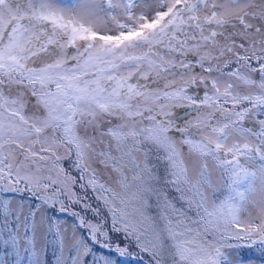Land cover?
<instances>
[{"label":"snow or ice","instance_id":"obj_1","mask_svg":"<svg viewBox=\"0 0 264 264\" xmlns=\"http://www.w3.org/2000/svg\"><path fill=\"white\" fill-rule=\"evenodd\" d=\"M141 2L0 0V264H48L49 247L54 264H135L143 253L160 264L133 204L146 205L149 181L134 176L129 194L125 174H150L139 156L153 149L197 217L189 227L186 211L168 205L178 217L167 225L173 264H251L252 248L264 261V0H152L149 11ZM159 80L163 88L148 83ZM177 108L192 112L181 118ZM105 118L97 140L88 130ZM103 137L111 143L97 150ZM73 154L79 181L62 165ZM50 210L72 221L70 235Z\"/></svg>","mask_w":264,"mask_h":264},{"label":"trees","instance_id":"obj_2","mask_svg":"<svg viewBox=\"0 0 264 264\" xmlns=\"http://www.w3.org/2000/svg\"><path fill=\"white\" fill-rule=\"evenodd\" d=\"M113 154L118 155L116 153L115 148ZM139 155V154H138ZM163 153H157L154 149L149 152L147 160L144 159L142 155L139 156L140 162H141V168L144 167L146 164L148 169L150 170V174L141 171V169L132 168L129 166L128 168H125L127 172H125L128 183L132 185L133 187L129 190V194L136 190V185L140 184V180H134V176H139L141 179L149 181L148 184L145 186H150L152 189V192L145 196L146 205L142 206L140 202L134 201L133 204L136 205V207L140 208V210L143 212L144 217H147V219L144 221L145 224L151 226V232L148 236V239L152 240L154 243L158 244L160 247V256L158 259L160 260V264H173L172 259V244L173 241L169 237L167 232V225L169 220L173 224L176 223V220L178 217L172 212V209L168 207V205L174 206L176 209H182L186 211V215L189 218L186 223H188L189 227L196 228L197 225L190 223L191 220H195L196 213L194 209H188V205L185 200L181 199V193L176 190V188L171 183H166V180L169 179L166 173V167L167 165L163 162L162 159H159V156H162ZM66 170L71 172V167H65ZM151 177V178H150ZM195 178V177H194ZM78 180V179H77ZM118 180V176H117ZM219 185V183H218ZM117 192H123L120 185L118 184ZM84 192V191H83ZM86 194L88 198L91 200V204L93 207H99L102 211V213L107 216L108 218V226H111V216L108 214V210L103 207L102 202H99L95 199V194L92 192L91 189L86 190ZM210 194V201L209 205L213 202L215 197L212 196L211 191L209 190ZM191 195V193L188 192V197ZM3 197H0L2 199ZM28 204L31 202L30 199L27 197L24 198ZM118 207H122L119 203V199L116 201ZM132 204L129 205L128 211H132ZM76 210L80 211L79 206H76ZM65 214H61L59 212L55 211H48L47 216L52 217L54 219L56 218H64ZM89 219H92V215H88ZM134 219L140 220L141 216L140 213L137 212L134 214ZM113 239H120L119 236H113ZM124 243L125 241H121ZM133 251H138L135 247L132 249ZM257 251L255 248L252 249H245L244 255L251 257V260L254 259V252ZM258 252V251H257ZM259 253V252H258ZM48 264H54V258L52 256V249L49 247L48 249ZM261 259V258H260ZM135 264H155V261L153 260L152 256L149 253H143L141 255V259L137 260Z\"/></svg>","mask_w":264,"mask_h":264},{"label":"rangeland","instance_id":"obj_3","mask_svg":"<svg viewBox=\"0 0 264 264\" xmlns=\"http://www.w3.org/2000/svg\"><path fill=\"white\" fill-rule=\"evenodd\" d=\"M151 2H152V0H142V2H141V4L139 5V7H140V8H143L145 11H149V10H150ZM116 14L118 15L119 18H122V9H117V13H116ZM97 25H98V27L101 28V29H103V28L105 27V23H104L103 20H98V21H97ZM68 52H69V54H71L72 49H69ZM196 71L199 72L200 69L197 68ZM148 83H149V85H150L151 87H153V88H155V87L163 88V86H164V81H163V80H159V81L157 82V84H152L151 81H149ZM190 91H191V92H194V93H199V92H200V89H192V90H190ZM25 95H27V96L29 97L30 102H31L32 104L35 103V98H34V97H31V96H30V93H27V92H26ZM27 111H28V114L31 115V114L33 113L34 109H32L31 107H29V108L27 109ZM174 112H175L176 114L180 115L181 118H183L184 115L191 113L192 110H191V109H187V108H177V109H174ZM37 114H38V115H41V116L44 115V111H43V109H40V110L37 112ZM180 122H182V119H181ZM116 123H118V121H117L115 118H112V119H111V124L114 125V124H116ZM145 123H146V122H145ZM109 126H110V124H109V122H108V119L105 118L104 121H102V122L100 123L98 129H96V130L89 129V130H88V134H89V135H95V136L97 137V140H99V139H100V135H99V133H100L101 131L106 130ZM247 126H251V121L247 122ZM81 134H83V130H81ZM103 141H104V143H97V144L95 145V147L97 148V150H99V149H101V148H105L109 143H111L108 137H103ZM185 151H186V149H185ZM113 152H114V150H113ZM60 153H61V155H63V154H64V150L61 149V150H60ZM74 159H75L74 154H73L72 156H70V157H66V158L62 161V165H63V167H64V168H65V167H71L72 162L74 161ZM91 165H92V167L96 168L98 175H100L101 179H102L106 184L110 185V186L113 187L115 190L118 189L119 186H118V183H117V174L114 173V172H112V171H111V168H105V167H103L102 165H100V164L98 163V160H96V159H93V160L91 161ZM198 167H199V166L197 165V170H198ZM71 168H72V167H71ZM189 169H190V175H193V178H194L195 176H194V173H193V171H192V166H191V165H189ZM211 171H212V182H213L214 185H218V183H219V171H218V170H215V169H212ZM125 172H127L126 169H125ZM71 174H72L73 176H76L77 179H78V181H79V173L76 172L73 168L71 169ZM75 191H76L77 193H79L80 195H84V194H85V192H83V191L79 188V184H77V185L75 186ZM184 195H185L186 197H188V192H187L186 189H185V191H184ZM208 196H209V201H210L209 190H208ZM25 197H26V196H25ZM86 198H87L88 202L90 203L91 200L88 198L87 194H86ZM28 199H30V198H28ZM23 203L25 204V206H26V210H27L28 202H26L25 199H23ZM90 204H91V203H90ZM80 210H81V209H80ZM90 214H91V213L89 212L87 215H90ZM91 215H92V214H91ZM64 216H65L64 218H61V219L56 218V220H58V223H59L61 229H65V228H66L68 234L70 235L71 232H72V230H73V224H72V221H71L69 218L66 217V215H64ZM38 218H39V214H38ZM66 251H67V250H66ZM225 251H230V250H229V249H225ZM254 256H255L254 259L251 260V264H264V261H262V260L260 259V253H258L257 251H255V252H254Z\"/></svg>","mask_w":264,"mask_h":264}]
</instances>
